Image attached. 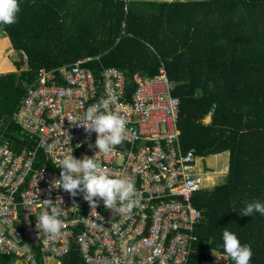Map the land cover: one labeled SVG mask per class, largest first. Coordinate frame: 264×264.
I'll use <instances>...</instances> for the list:
<instances>
[{"label":"trees","instance_id":"1","mask_svg":"<svg viewBox=\"0 0 264 264\" xmlns=\"http://www.w3.org/2000/svg\"><path fill=\"white\" fill-rule=\"evenodd\" d=\"M18 3V22L0 25V37L20 56L16 71L0 74V139L35 148L14 116L42 69L62 84L60 69L79 60L97 80L116 67L127 71L130 94L137 77H153L164 66L180 100L183 149L202 158L229 152L223 181L192 198L203 218L187 263L215 264L216 254L235 264L222 247L227 228L251 246L250 264H264V215H240L247 204L264 203V0ZM42 166L57 173L39 152L35 167ZM15 261L0 256V264ZM60 262L86 264L75 246Z\"/></svg>","mask_w":264,"mask_h":264},{"label":"built area","instance_id":"2","mask_svg":"<svg viewBox=\"0 0 264 264\" xmlns=\"http://www.w3.org/2000/svg\"><path fill=\"white\" fill-rule=\"evenodd\" d=\"M85 61L62 68V84L53 72L41 70L21 101L14 121L35 149L19 154L12 142L0 139V256L15 257L18 264H60L75 246L86 264H188L203 218L192 198L208 190L209 172L199 168L203 158L194 149L182 147L175 82L162 66L153 77H137L129 94L127 71L109 67L97 80ZM109 97L115 100L107 110L126 120L127 138L106 155L95 148L96 134L75 126L72 117L82 121L89 106ZM71 151L77 159L95 155L112 177L132 178L140 206L129 215L111 212L99 201L97 216L82 194L73 198L56 188L58 161ZM39 152L57 173L35 167ZM57 197L64 225L49 239L35 225L45 210L41 202Z\"/></svg>","mask_w":264,"mask_h":264},{"label":"clouds","instance_id":"3","mask_svg":"<svg viewBox=\"0 0 264 264\" xmlns=\"http://www.w3.org/2000/svg\"><path fill=\"white\" fill-rule=\"evenodd\" d=\"M19 12L18 0H0V25L10 26L17 23ZM114 100L115 97H109L89 106L83 113L82 121L79 115L72 117L76 121L75 126L82 127L85 133L96 134L95 148L106 155L113 153L116 146L121 145L127 138L126 120L107 110ZM70 140L71 136L67 134L66 141L69 143ZM71 153L72 151L58 161L60 174L53 182L56 188L62 189L73 198L82 194L91 212L94 211L97 216L99 215L96 213V208L99 206V201H102L104 208L111 212L129 215L134 208L140 206L141 195L132 178L126 175L110 176L101 163L93 158L95 155L91 158L84 156L82 159H77ZM41 204L45 206V210L38 218L35 227L46 233L49 239L56 238L61 234L64 225L57 211V205L62 204V199L59 197L55 200L46 199ZM72 208L78 211L75 202ZM253 212L264 215V203L259 201L249 203L240 215L249 217ZM222 239L224 253L235 264H250L253 256L250 245H242L238 237L227 228L223 230ZM25 249L30 250L27 244Z\"/></svg>","mask_w":264,"mask_h":264},{"label":"rangeland","instance_id":"4","mask_svg":"<svg viewBox=\"0 0 264 264\" xmlns=\"http://www.w3.org/2000/svg\"><path fill=\"white\" fill-rule=\"evenodd\" d=\"M4 53V58L9 57L11 61L14 62V60L11 57L16 58V60L19 59V56L16 54L11 53ZM2 53V52H1ZM209 118L206 120L208 121ZM199 168L202 169L203 172H209L208 178H207V183H205L208 187V191L213 190V188L220 184L224 177L225 174L227 173L228 167H229V153H223L215 157H207L203 158L201 161L198 162ZM215 258V264H224L227 262V258L222 257L220 255H213ZM14 264H18L17 260L15 261ZM49 264H56L55 261L50 260Z\"/></svg>","mask_w":264,"mask_h":264},{"label":"crops","instance_id":"5","mask_svg":"<svg viewBox=\"0 0 264 264\" xmlns=\"http://www.w3.org/2000/svg\"><path fill=\"white\" fill-rule=\"evenodd\" d=\"M0 41H2L4 44H3V51H2V53H0V74H5V73H9V72H14V71H16L17 70V67L15 66V61H19L20 60V56L19 55H17V53L12 49V47H11V42H10V40H9V38L8 37H4V38H1L0 37ZM6 51H8L7 53H12L13 52V54H16L17 56H19V59L18 60H16V58H14V57H11L13 60H14V62L13 61H11L10 59H9V57H6V58H4L3 56H4V53H6ZM80 61V60H79ZM76 63V62H75ZM6 68V69H3V68ZM66 67H70V66H66ZM62 68H65V67H62ZM61 68V69H62ZM60 69V70H61ZM42 70H44V69H42ZM41 71V70H40ZM18 125V124H17ZM2 137V136H1ZM5 138V137H4ZM6 139V138H5ZM8 142H12V141H10V140H8V139H6ZM1 141V140H0ZM35 147H36V145H35ZM14 148H15V150H16V152L17 153H22L24 150H33V149H35V148H23V149H20V148H18V147H15L14 146ZM226 153V152H225ZM229 153V152H228ZM220 155V154H219ZM215 156H218V155H214V156H210V157H215ZM227 172H228V170H227ZM222 257H224V256H222ZM225 258H227V257H225ZM61 264V263H60Z\"/></svg>","mask_w":264,"mask_h":264}]
</instances>
